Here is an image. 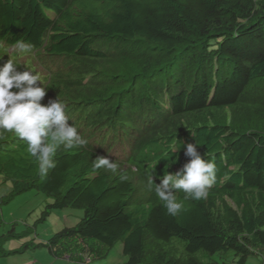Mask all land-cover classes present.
Wrapping results in <instances>:
<instances>
[{
  "label": "trees",
  "instance_id": "1",
  "mask_svg": "<svg viewBox=\"0 0 264 264\" xmlns=\"http://www.w3.org/2000/svg\"><path fill=\"white\" fill-rule=\"evenodd\" d=\"M0 56L38 74L41 103L62 101L87 141L60 146L45 176L26 142L0 141V257L46 247L81 264L121 241V264H264V0H0ZM188 143L216 180L201 200L177 192L173 217L148 178L180 170ZM30 189L52 199L40 220L83 215L6 248L31 231H3L1 205Z\"/></svg>",
  "mask_w": 264,
  "mask_h": 264
},
{
  "label": "clouds",
  "instance_id": "2",
  "mask_svg": "<svg viewBox=\"0 0 264 264\" xmlns=\"http://www.w3.org/2000/svg\"><path fill=\"white\" fill-rule=\"evenodd\" d=\"M16 47L28 51L31 46L17 41ZM40 81L38 74L30 70H18V65L10 59L0 64V141L7 139V133H12L26 142L28 154L38 162L40 175L45 176L55 167L54 157L60 146H83L87 141L68 123L62 101L55 99L49 100L47 104L41 103L46 95V87ZM198 145L186 144L184 155L190 158L188 162L175 173L165 171L157 177L159 184L154 183L153 175L148 178L149 186H154L155 194L173 217L184 209L177 192H183L185 200H201L207 197L209 188L216 180L214 161L202 158L197 151ZM173 150L178 151V148L174 147ZM93 167L116 173L119 165L108 157L98 156ZM88 260L90 258L85 257L80 263L87 264Z\"/></svg>",
  "mask_w": 264,
  "mask_h": 264
},
{
  "label": "rangeland",
  "instance_id": "3",
  "mask_svg": "<svg viewBox=\"0 0 264 264\" xmlns=\"http://www.w3.org/2000/svg\"><path fill=\"white\" fill-rule=\"evenodd\" d=\"M12 189L9 181L0 182V195L7 194ZM52 199L42 192L34 189L17 194L13 199L1 205L3 218V231L14 225L17 231L27 229L30 236L21 239H10L5 243L6 248H15L23 241L34 238V241H46L55 231L63 226L74 225L83 215V209L67 207L53 209L43 220H40L45 204ZM36 233V234H35ZM87 264H121L126 260L122 253L121 241L115 242L105 254L91 256ZM229 257V256H228ZM33 258L35 261L32 263ZM247 264H257V258H251ZM79 264L78 261L69 259L67 254L58 256L46 247L28 248L24 252L11 253L0 257V264Z\"/></svg>",
  "mask_w": 264,
  "mask_h": 264
},
{
  "label": "crops",
  "instance_id": "4",
  "mask_svg": "<svg viewBox=\"0 0 264 264\" xmlns=\"http://www.w3.org/2000/svg\"><path fill=\"white\" fill-rule=\"evenodd\" d=\"M257 260H258L257 264H261L259 258H257ZM34 261H35V259L33 258L32 263H33ZM32 263H31V264H32Z\"/></svg>",
  "mask_w": 264,
  "mask_h": 264
}]
</instances>
